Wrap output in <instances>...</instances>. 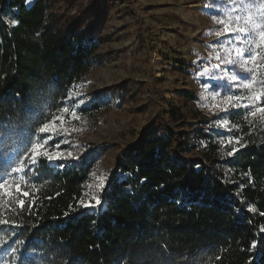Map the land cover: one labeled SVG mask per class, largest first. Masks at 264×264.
Masks as SVG:
<instances>
[{"label": "trees", "instance_id": "16d2710c", "mask_svg": "<svg viewBox=\"0 0 264 264\" xmlns=\"http://www.w3.org/2000/svg\"><path fill=\"white\" fill-rule=\"evenodd\" d=\"M25 1L0 0V176L90 73L99 41L96 5L64 0L66 10L49 13L44 0ZM226 60L220 56L213 88L243 101L213 119L193 111L194 122L170 104L162 112L174 126L154 118L119 150L94 207L81 199L104 145L74 159L40 158L26 176H6L21 191L10 187L0 198V219L8 221L0 225L7 241L0 264H264V116L248 115L264 102L244 107L253 105L252 92L237 84L251 74ZM177 96L199 98L186 89ZM214 120L228 121L227 129ZM193 150L198 155L184 156Z\"/></svg>", "mask_w": 264, "mask_h": 264}, {"label": "rangeland", "instance_id": "374dc122", "mask_svg": "<svg viewBox=\"0 0 264 264\" xmlns=\"http://www.w3.org/2000/svg\"><path fill=\"white\" fill-rule=\"evenodd\" d=\"M34 1L26 0L25 4L29 6ZM44 1L49 13L68 8L64 0ZM78 1L84 6L96 5L99 41L90 73L73 85L78 87H71L61 107L71 108L77 101L84 100L76 109L79 119L73 118L71 111H58L55 116L65 119L63 123L56 122L57 134L46 147L49 152L63 154L50 162L54 163L77 158L97 145L105 146L81 199L82 205L94 207L101 189L113 176L119 150L133 144L143 126L154 118L160 119L163 128L174 126L162 112L170 104L186 111L187 121L194 122L193 111L213 119L227 105L239 103L243 98L229 102L225 98L235 95L221 97L220 90L213 88L222 79L220 56L239 60L234 50L225 51L234 47V41L230 44L228 38L214 34L218 25L213 16L227 3L221 0ZM205 68L209 72L200 75ZM223 73L230 77L227 70ZM257 75L264 79V68ZM181 89L194 91L199 98L184 103L177 96ZM73 94L74 98L69 99ZM223 121L214 120L210 125L226 130L227 124ZM39 135L43 134H36L34 139ZM226 141L229 143L231 138L227 136ZM69 152L71 156L67 155ZM195 155L198 152L193 150L184 156ZM99 178H103L102 187Z\"/></svg>", "mask_w": 264, "mask_h": 264}, {"label": "snow or ice", "instance_id": "6c2138e0", "mask_svg": "<svg viewBox=\"0 0 264 264\" xmlns=\"http://www.w3.org/2000/svg\"><path fill=\"white\" fill-rule=\"evenodd\" d=\"M213 21L218 25L214 33L218 38L224 36L228 38L230 44L234 41V47L225 49V51L230 52L234 50L239 60L229 58L226 62L234 66L238 65L242 70L251 74L250 78L248 76L242 77L241 82L237 84V87L252 92L249 99L254 102L253 105H244V107H255V102H264V91L256 93L254 90V86L257 83L264 88V80L257 81V74L260 72L261 68H264V0H227L226 6H222L217 15L213 16ZM12 23L16 22L13 21ZM250 64L254 65V67H250ZM215 67H219V65ZM208 72L209 69L205 68L204 72L200 73V75H205ZM73 87L75 88L78 86ZM73 98L74 94L70 95L69 99ZM225 99L231 102L241 98L228 96ZM83 103L84 100H79L73 107H64L59 109V111L62 113L71 111L72 117L79 119L76 109ZM257 113L264 116V107H255V110L249 112L248 115L255 117ZM64 119V117L53 115L52 120L40 124V126L36 128V133L43 135H39L36 139L29 138L28 143L30 146H27L23 150V156L16 154L10 157L9 170L5 172L4 176H0V198L10 194V187H14L17 192L21 191V186L16 184L15 181H13V184L9 187L8 179L5 178L6 176L19 173H24L26 176L27 172L25 169L27 166L29 164H37L41 157L52 162L63 155L59 151L49 152L46 146L48 141L53 138V135L57 134L56 122L59 120L63 123ZM222 123L227 124L228 121H223ZM60 131L66 132L67 129H60ZM56 148L59 149V144L56 145ZM231 154L232 153H229V155ZM67 155L71 156L72 154L69 152ZM99 179L101 180L100 186L102 187L103 178ZM22 194L24 196L29 195L26 191ZM17 203L23 207L24 202L22 200H17ZM96 203L99 204L100 201L97 199ZM251 210L254 211L255 209ZM7 223V220L0 219V225ZM262 231H264V229H262ZM6 243V240H0V247H3ZM12 251L14 253L16 249ZM14 260L15 257H13V261ZM5 264H8V262H5Z\"/></svg>", "mask_w": 264, "mask_h": 264}]
</instances>
